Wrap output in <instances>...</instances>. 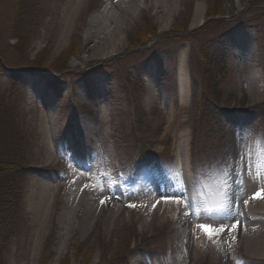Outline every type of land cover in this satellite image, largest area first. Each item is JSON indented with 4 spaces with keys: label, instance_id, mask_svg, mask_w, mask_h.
<instances>
[{
    "label": "rangeland",
    "instance_id": "obj_1",
    "mask_svg": "<svg viewBox=\"0 0 264 264\" xmlns=\"http://www.w3.org/2000/svg\"><path fill=\"white\" fill-rule=\"evenodd\" d=\"M115 1L89 0L61 47L70 0H49L38 35L22 51L8 31L19 0H0V61L24 80L20 101L32 169L22 224L0 264H264V257L246 252L242 228L212 241L199 239L195 231L198 221L217 228L221 221L240 224L244 201L229 206L239 200L224 191V178L227 173L234 179L235 144L250 131L264 163V0H224V24L200 39L204 43L230 28L218 102L207 91L199 44L188 32H177L182 25L194 31L209 21L207 9L215 0H126L120 11H111ZM93 14L104 15L107 26L90 37ZM149 21L160 34L152 42L157 44L132 50L130 36ZM119 27L123 46L115 42ZM69 48L75 50L69 70L57 73L54 63ZM257 70L261 96L251 93ZM7 76H0L2 86ZM248 93L249 100H243ZM211 110L220 113L211 116ZM47 114L55 120L45 133ZM84 127L94 131L82 136ZM185 182L200 216L189 211L182 227ZM84 187L88 199L101 190L93 216L83 214L85 202L72 212ZM152 196L162 202L181 199V204L167 203L176 210L154 219L146 213ZM208 207L225 211L209 213ZM43 228L44 244L34 257L33 240Z\"/></svg>",
    "mask_w": 264,
    "mask_h": 264
},
{
    "label": "trees",
    "instance_id": "obj_2",
    "mask_svg": "<svg viewBox=\"0 0 264 264\" xmlns=\"http://www.w3.org/2000/svg\"><path fill=\"white\" fill-rule=\"evenodd\" d=\"M49 0H19L17 12L12 19L8 31L11 38L17 40L16 46L27 51L36 38L47 14ZM224 0H215L208 7L209 21L194 31L188 30V24L182 25L177 32L185 35L195 44H199V61L203 66L204 78L207 81V91L212 93L215 101H220L222 90L220 76L226 71L227 65V39L230 28L215 36L208 38L204 43L200 39L213 32L215 28L223 25L226 15L223 8ZM187 26V27H186ZM214 33L213 35H215ZM177 36V35H176ZM160 37L156 26L147 22L139 27L137 32L130 36L129 44L132 50L151 44L155 38ZM177 36L176 38H180ZM166 38H161V42ZM155 44H157L155 42ZM155 44L151 47H154ZM75 50L69 48L57 57L54 65L57 73L69 70L68 57ZM8 73L5 86L0 84V257L12 246L13 238L18 234L24 217V188L32 173L29 165L27 132L24 128L23 111H21L20 96L24 91V80L19 71H7L0 61V76ZM54 87L56 85L54 84ZM207 109V106H203ZM202 119L208 116L205 110ZM211 116L219 115L218 111L211 110ZM42 264H46L44 261Z\"/></svg>",
    "mask_w": 264,
    "mask_h": 264
},
{
    "label": "bare ground",
    "instance_id": "obj_3",
    "mask_svg": "<svg viewBox=\"0 0 264 264\" xmlns=\"http://www.w3.org/2000/svg\"><path fill=\"white\" fill-rule=\"evenodd\" d=\"M89 0H70V5L68 6V9L65 11L63 18H64V24H63V29L61 30L60 33V43L59 46L63 47L64 44L67 42L69 35L73 31V26L82 19L83 13L85 8L87 7V3ZM126 0H116L113 2V7L111 11H120L122 9V5ZM173 2L174 0H169ZM196 19H199L201 15V10L199 8H196ZM104 16V15H103ZM103 16H99L96 14H93V16L90 18L89 21V29H88V36L92 35H97L101 34L104 32L106 29V17L104 18ZM123 28V27H122ZM118 28V32L115 37V42L119 46L125 45V39L122 38L120 34L123 33V29ZM105 54V53H103ZM89 58H86L85 60H88ZM184 53L180 55L179 59V72H180V90L183 92V86L184 82H182V76L184 74L183 69H184ZM260 72L257 70L253 72L252 78H253V83L256 84L255 89L251 91V93L255 96H261L262 89L260 88L258 84ZM250 94H245L243 97V100H249ZM43 120V127L45 130V133H47V127L52 125L54 122V116L52 115H44L42 116ZM86 135H88V132H93L94 129L88 127L80 128V134L82 132ZM252 131L248 133L247 137L241 138L240 143L235 144L236 148L240 151H236V160L238 158V155L244 156V167H243V175L241 176V180L243 182V191L239 194H236L235 190L233 189L232 192V198L233 200H239V201H244L242 204L239 206V220H240V225L243 230V236L242 239L244 240V245H245V250L246 252L251 255L254 258H261L264 257V201H253L251 197L255 195L261 187H264V163L261 159L260 154L258 153V150L256 149V139H254L252 135ZM81 136V135H80ZM83 136V134H82ZM86 140V138H85ZM86 164H82L84 166ZM237 167V164L235 163L234 168ZM251 173V174H249ZM82 175H78V177L81 180ZM257 177L260 179L257 181ZM85 189L82 190V193L74 198L76 200L73 211L74 213H78V207L82 203H86V210H84L83 214L93 216V213L95 212L94 206H95V196L99 195L101 190L98 189V192H94L89 196V199L86 198V190L87 188L84 187ZM184 193H187L189 196V200L191 201V206L189 204V201H186V204L182 208V213L179 216V224L182 227H187L186 225L188 224L189 221V214L195 215L196 218L200 216V211L197 207V204L194 203L193 201V195L189 191L188 183L185 182L184 185ZM48 198V193L44 195L43 199ZM88 200V201H86ZM48 201V200H47ZM146 213L148 216H152L154 219L159 218L161 215H163L164 211H171L173 209L176 210L175 206L169 207V204L165 203L164 201L162 202L157 201L155 199V196H152L149 198L148 203L146 204ZM190 211V213H189ZM113 217H115L113 215ZM198 220V219H197ZM73 221V220H72ZM72 225V224H71ZM70 230L68 231L67 234H69L71 231H73L72 226L69 228ZM46 229L43 228V230H40V232L36 233V236L34 237V246H33V254L34 257H38L39 254V249L42 248L44 244V238L47 234ZM191 229H190V234L191 235ZM196 233L199 236V239L203 238V234L201 232V224L198 223L196 228H195ZM58 254H61L62 250L59 248L57 249ZM132 264H134L132 262Z\"/></svg>",
    "mask_w": 264,
    "mask_h": 264
},
{
    "label": "snow or ice",
    "instance_id": "obj_4",
    "mask_svg": "<svg viewBox=\"0 0 264 264\" xmlns=\"http://www.w3.org/2000/svg\"><path fill=\"white\" fill-rule=\"evenodd\" d=\"M236 164H237V167L232 170L234 179H231V180L228 179L227 173H225V178H224L225 189H224V191L229 196L232 195L234 185H235L234 190H235L236 194H239L243 191V182L241 180V176L243 175L244 156L238 155V158L236 160ZM249 174H251V173H249ZM259 179L260 178L257 177V181ZM182 196H183V200L189 201V204L191 206V201L189 200L188 194L183 193ZM116 198L119 199V197H116ZM251 199L253 201H257V202L264 201V187H261L260 190L255 195H253L251 197ZM164 202L165 203L174 202V203L179 205V204H181V199H176L174 201L165 200ZM103 203L104 202H102V205H103ZM201 203H207V202L202 201ZM239 203H240V201H234V202H231L229 206L237 207L239 205ZM126 207L135 208L136 205L126 204ZM206 211L209 213H213V212L219 213V212L225 211V209L222 207H219V208L218 207H208V208H206ZM198 223H201V232L209 241L218 239L225 232H227L228 235L231 237L234 233H236L241 228V225L239 223H236V222H233L231 225H227L224 223V221H221L220 223L223 226L218 227V228L208 226L207 224H205L201 221H198ZM238 264H239V262H238Z\"/></svg>",
    "mask_w": 264,
    "mask_h": 264
}]
</instances>
